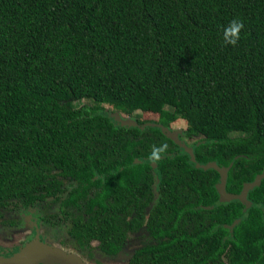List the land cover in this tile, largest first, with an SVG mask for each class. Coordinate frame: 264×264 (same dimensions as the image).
Wrapping results in <instances>:
<instances>
[{
    "label": "trees",
    "instance_id": "1",
    "mask_svg": "<svg viewBox=\"0 0 264 264\" xmlns=\"http://www.w3.org/2000/svg\"><path fill=\"white\" fill-rule=\"evenodd\" d=\"M181 120L196 162L158 126ZM213 162L230 194L264 173V0H0V218L60 208L81 246L147 225L146 264H264V179L244 215Z\"/></svg>",
    "mask_w": 264,
    "mask_h": 264
},
{
    "label": "flooded vegetation",
    "instance_id": "2",
    "mask_svg": "<svg viewBox=\"0 0 264 264\" xmlns=\"http://www.w3.org/2000/svg\"><path fill=\"white\" fill-rule=\"evenodd\" d=\"M218 195L219 203L234 201H222L219 191ZM238 201L245 206L244 215H248L247 212L252 206H258L248 200V194L246 201ZM209 208L212 209L214 206H210L207 209ZM261 208L264 211V206H261ZM19 209L29 213H36L38 208L34 207L32 208L33 210ZM151 209V206L148 207L147 215ZM20 210L9 211L4 208V212H2V217L0 218V229L2 230L0 233V256L13 257L28 245L39 241L54 248H59L70 255H76L86 264H146L147 258L153 257V249L158 244L157 238L150 232L147 225H142L135 231L127 229L125 225L122 229L116 230L115 233H111L109 236L92 239L89 244L81 246L78 239L73 237L74 234L69 232L72 225L70 218L65 220L68 216L60 208L54 209L57 216L55 222L48 220L42 212L41 223L37 224L34 222L35 225L26 224L25 231H20L21 228L18 230V221L12 215L13 212H19ZM35 217L36 215H34ZM241 221L242 217H237L231 224L226 223L223 225L230 234L224 239V244L226 239H234L235 230ZM16 230H18L17 233L15 232ZM55 241L59 242V244L54 243ZM114 248L116 249L113 250ZM33 252H37V250L33 249ZM37 253H40V251ZM158 253L161 254V250Z\"/></svg>",
    "mask_w": 264,
    "mask_h": 264
},
{
    "label": "water",
    "instance_id": "3",
    "mask_svg": "<svg viewBox=\"0 0 264 264\" xmlns=\"http://www.w3.org/2000/svg\"><path fill=\"white\" fill-rule=\"evenodd\" d=\"M129 125H136V121L128 118L127 122ZM167 133V136L172 138L178 145H180L191 157L193 162H196V158L193 152V148H190L186 145L185 142L180 140L181 131H171L169 128L162 125H158ZM198 167L203 169L215 168L220 174V182L217 185V189L221 194L222 201H232V200H241L246 201L247 194L254 187L260 185L262 179H264V173L257 176L255 181L248 183L243 188L242 192L238 195L229 194L226 192L227 186V176L229 168L219 167L216 163L209 164H197ZM156 167V165H154ZM33 249H36L37 252H33ZM39 249V251H38ZM0 264H86L78 256L70 255L65 251L49 246L48 244H43L42 242H33L28 245L26 248L21 250L19 253L13 257H3L0 256Z\"/></svg>",
    "mask_w": 264,
    "mask_h": 264
},
{
    "label": "rangeland",
    "instance_id": "4",
    "mask_svg": "<svg viewBox=\"0 0 264 264\" xmlns=\"http://www.w3.org/2000/svg\"><path fill=\"white\" fill-rule=\"evenodd\" d=\"M115 115H116V118L119 119V114L115 113ZM144 118H146V117H144V115L140 112V113H136L134 115V117L131 118V120H135V119H141L142 120ZM148 118L156 119L155 116H150ZM121 123L124 124L123 120H121ZM187 126H188L187 122L181 120V121L175 122L172 125V127L170 128V130L171 131H181L180 140H182L181 136L184 135V132H185ZM31 210H33V209H31ZM12 215H13V218H15V220H17L18 223H19L18 224V230H20V228H21L20 231H25L26 224L27 225H29V224L35 225L34 222L37 223V224L41 223L40 218L42 216V211L40 209H36V213H29L28 211L20 210L19 212L18 211L13 212ZM34 215H36L35 218H34ZM32 219H33V221H32ZM18 230H16L15 232L17 233ZM41 231H44V230H41ZM54 231H56V230H54ZM1 232H2V230L0 229V233ZM54 243L59 244V242H56V241Z\"/></svg>",
    "mask_w": 264,
    "mask_h": 264
},
{
    "label": "clouds",
    "instance_id": "5",
    "mask_svg": "<svg viewBox=\"0 0 264 264\" xmlns=\"http://www.w3.org/2000/svg\"><path fill=\"white\" fill-rule=\"evenodd\" d=\"M244 27V22L240 18H233L227 22L223 27L221 33L222 42L228 45H235L241 37V30ZM167 149V144L161 143L159 145H153L148 159L156 161L160 159L161 154Z\"/></svg>",
    "mask_w": 264,
    "mask_h": 264
}]
</instances>
